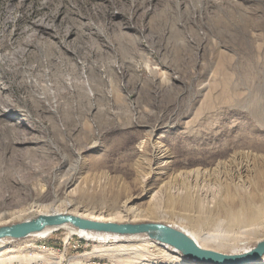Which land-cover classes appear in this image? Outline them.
I'll return each instance as SVG.
<instances>
[{
    "label": "rangeland",
    "instance_id": "1",
    "mask_svg": "<svg viewBox=\"0 0 264 264\" xmlns=\"http://www.w3.org/2000/svg\"><path fill=\"white\" fill-rule=\"evenodd\" d=\"M5 49L12 72L0 70V83L6 85L1 92L10 95L13 108L22 109L21 116L7 119L19 126L14 136L23 131L32 141L5 146L0 138V212L21 209L24 216H36L51 206L50 189H63L55 182L61 174L60 154L73 161L68 143L80 147L88 137L99 140L102 148L87 163L86 178L104 168L112 180H129L131 156L118 141L130 140L132 148L144 125L158 121L162 128L157 135H173L174 151L189 166H208L217 159L238 164L245 159L239 157L251 162L264 152V0H0V53ZM219 69L233 74L237 94L232 100L217 97L223 85L210 93L211 83L206 84ZM79 71L97 84V96L85 112L76 108V96L59 90L57 101L70 103V118L64 121L37 94H47V81L61 86ZM256 98L259 105L248 111L245 105ZM129 107L136 117L132 123ZM189 132L181 141L185 148L177 146L176 134ZM229 153L236 158L227 157ZM39 178L50 189L28 212L29 187ZM76 199L110 207L107 196ZM63 229L42 239L11 242L13 250L2 256L25 257L35 241L51 245L55 234L64 237ZM52 245H59V238H52ZM117 245L108 242L104 248ZM103 256L85 263L114 258Z\"/></svg>",
    "mask_w": 264,
    "mask_h": 264
},
{
    "label": "bare ground",
    "instance_id": "2",
    "mask_svg": "<svg viewBox=\"0 0 264 264\" xmlns=\"http://www.w3.org/2000/svg\"><path fill=\"white\" fill-rule=\"evenodd\" d=\"M10 66L11 58L5 49L0 53V70H5L3 72L8 74L12 72ZM221 70L212 71V77H209L210 80L206 84L211 83L213 87L209 88L207 85V88L211 89L210 93H212L216 86L223 85L217 97H222L224 94L232 100L237 94L233 90L235 87L233 74ZM65 79L66 84L61 86L60 84L57 86L55 81L53 83L47 81V94L43 95L40 92L37 94L44 98L45 105L50 111L59 112L64 121L70 118V111L67 108L70 103L67 101L61 104L57 101L59 90L68 92L70 96H76L78 100L76 108L85 112L92 109L97 96V84L85 71H79L75 76ZM204 84L201 85L203 87L201 92L205 90ZM5 89L6 85L0 83L1 141L5 146L15 141L31 142L32 139L23 131H20V137L13 135V131L18 130L19 126L7 118L15 114L21 116L22 109L12 107L10 95L1 92ZM256 105H259L258 98L252 105L246 104L245 107L249 111V107ZM129 110L132 115L129 123H132L136 117L133 108L129 107ZM121 118L122 116L118 122L123 120ZM64 123L60 125L63 137L67 133ZM176 123L181 122L179 120ZM161 128L159 121L153 125L145 124L141 139L132 148L128 146L130 140L118 141V144L128 147L125 154L131 156L127 165L129 180L121 177L112 180L104 168L94 169V177L87 179L84 174L88 170L87 163L94 158L93 153L102 148L100 141L88 137L80 147L74 146L72 142L68 143L73 161H68L60 154L61 164L57 166V170L61 174L55 176V182L62 186V191L59 193L54 188L51 190L47 181L39 178L29 187L31 200L25 210L32 212L36 199L50 189L52 205L39 211L37 215L66 213L101 222L163 223L183 231L203 248L229 254L251 251L259 242L264 241V152L259 153L258 158L252 159L251 162L247 157H239L245 159H241L237 164L233 159L236 158L235 154L229 153L227 157L233 159L229 163L217 159L208 166H202V163L189 166L181 161L174 151L173 141L170 138H173V135L171 136L169 132L157 135ZM189 135L190 132L176 134L180 142ZM61 140L64 141L62 137ZM182 142L176 145L185 148ZM129 181H132V184ZM85 195L100 198L107 196L110 207L103 203L83 204L77 201V197ZM24 215L21 209L1 211L0 226L9 224L14 219L20 221L35 216L34 213ZM63 227L68 230V236L77 233L92 239L95 244L91 252L78 258L77 261L80 263L88 262L92 256L105 252L104 254L114 257L113 259L121 260L120 264H214L195 261L169 245L150 239L144 233H98L67 224ZM54 230L46 228L31 235V238H45ZM11 242L8 239L0 240V261L13 258L26 261L27 255L18 257L9 253L7 256H2L3 253L13 250L16 244ZM108 242L120 243L117 245L120 248L105 249L104 246ZM28 246L31 247L32 243H28ZM32 254L35 257L43 256L40 252L33 251ZM45 259H52V252H45ZM53 259H57L55 264H64L59 252H53ZM246 264H264V252Z\"/></svg>",
    "mask_w": 264,
    "mask_h": 264
},
{
    "label": "water",
    "instance_id": "3",
    "mask_svg": "<svg viewBox=\"0 0 264 264\" xmlns=\"http://www.w3.org/2000/svg\"><path fill=\"white\" fill-rule=\"evenodd\" d=\"M78 229L115 234L144 233L150 239L169 245L195 261L214 264H246L264 252V241L244 253L229 254L199 246L183 231L170 225L155 222L115 223L81 218L72 214H42L15 223L0 226V240L18 241L31 237L46 228L57 229L63 225Z\"/></svg>",
    "mask_w": 264,
    "mask_h": 264
},
{
    "label": "built area",
    "instance_id": "4",
    "mask_svg": "<svg viewBox=\"0 0 264 264\" xmlns=\"http://www.w3.org/2000/svg\"><path fill=\"white\" fill-rule=\"evenodd\" d=\"M64 228V227H61ZM61 228L55 229L52 233L47 235V237L51 236V234L56 233ZM64 233H67L65 237H57L56 234L51 237V245H38L35 241V248H29V252L26 257V261L19 260L18 258H13L6 261H0V264H55L57 259H53V252H61V259H64V264H92L77 261L78 258L84 256L92 251V239L84 237L77 233H72L68 236V230L66 228L63 229ZM52 238H59V245H52ZM90 248V251H87V248ZM40 252L42 253V257H35L32 252ZM69 254H68V252ZM45 252H52V259H45ZM102 254H97V257L102 259L105 258ZM121 260L118 258L110 260L106 259L103 262L99 261V264H120Z\"/></svg>",
    "mask_w": 264,
    "mask_h": 264
}]
</instances>
